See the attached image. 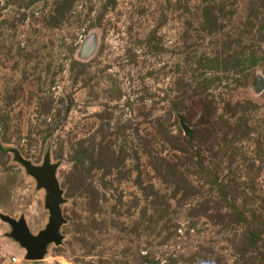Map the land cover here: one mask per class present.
<instances>
[{
	"label": "rangeland",
	"instance_id": "374dc122",
	"mask_svg": "<svg viewBox=\"0 0 264 264\" xmlns=\"http://www.w3.org/2000/svg\"><path fill=\"white\" fill-rule=\"evenodd\" d=\"M61 244L0 264H264V0H0V215Z\"/></svg>",
	"mask_w": 264,
	"mask_h": 264
},
{
	"label": "water",
	"instance_id": "95a60500",
	"mask_svg": "<svg viewBox=\"0 0 264 264\" xmlns=\"http://www.w3.org/2000/svg\"><path fill=\"white\" fill-rule=\"evenodd\" d=\"M18 161L26 167L28 172L37 179L39 188L48 192L46 207L50 212V221L45 230L34 235L29 229L24 218L20 220L10 216L0 215L1 219L8 223L13 231L10 236L15 239L22 248L26 249V258L31 261L42 260L48 252V246L52 243L61 244L62 235L59 233L61 226L65 223L62 215L61 205L63 203V192L56 179L55 166H52L49 158L43 166H34L30 161L17 154Z\"/></svg>",
	"mask_w": 264,
	"mask_h": 264
},
{
	"label": "bare ground",
	"instance_id": "6f19581e",
	"mask_svg": "<svg viewBox=\"0 0 264 264\" xmlns=\"http://www.w3.org/2000/svg\"><path fill=\"white\" fill-rule=\"evenodd\" d=\"M27 256V255H26Z\"/></svg>",
	"mask_w": 264,
	"mask_h": 264
}]
</instances>
